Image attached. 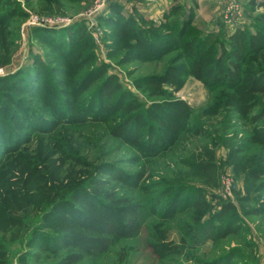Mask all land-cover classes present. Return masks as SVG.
<instances>
[{
    "label": "rangeland",
    "instance_id": "1",
    "mask_svg": "<svg viewBox=\"0 0 264 264\" xmlns=\"http://www.w3.org/2000/svg\"><path fill=\"white\" fill-rule=\"evenodd\" d=\"M125 21L152 36V55L120 35ZM237 28H264V0H0V264L57 263L43 247L85 191L143 211L133 238L79 264H264V149L249 143L264 127V95L243 116L230 104L244 86L188 71L192 41L214 34L219 54ZM247 63L264 70V51ZM103 70L139 112L184 103L187 116L165 112L160 129L148 113L150 128L129 129L132 144L116 131L123 117L96 115L103 83L88 86ZM209 227L234 233L203 242Z\"/></svg>",
    "mask_w": 264,
    "mask_h": 264
},
{
    "label": "trees",
    "instance_id": "2",
    "mask_svg": "<svg viewBox=\"0 0 264 264\" xmlns=\"http://www.w3.org/2000/svg\"><path fill=\"white\" fill-rule=\"evenodd\" d=\"M174 11H179V8H173L172 12ZM120 35L136 42V47L140 51L138 55L149 57L157 49L152 36L141 28L133 29L131 21L124 22L120 28ZM227 35L229 48L221 44L219 54H214L217 49V36L214 34L204 42L192 41L186 48L190 49L188 53L192 56L188 71L199 81L206 80L211 84L230 89L244 86L245 93L235 98L230 105L238 113L248 116L252 114L255 107L251 103L252 95H264V70L245 69L249 56L264 51V28L253 33L237 28ZM178 74H180L178 69H172L161 78L152 79L151 83L160 88L161 85L171 82ZM98 81L103 84L99 87V93L96 96V115L101 117L102 121L105 120L102 117L109 118L111 114H115L112 120H117V116L123 117L116 131L121 132L118 136L132 144L134 142L129 140V129L136 132L140 126L147 125L150 128V124H146L148 113L152 116L150 120L156 122L160 129L166 126L165 112L171 114L172 117L177 115L179 121L188 114L184 103L174 109L156 104L149 110L139 112L142 109L141 104L131 98L130 93L122 88L115 76H106L103 70L99 78L88 86V89ZM127 116L129 117L126 119ZM172 130L173 134L178 133L179 125ZM249 143L264 149V127L253 133L249 138ZM256 177L257 179L262 178L261 174H257ZM74 200L82 206V209L75 208L74 210L69 207L64 209L57 217V225L61 228V232L49 236L46 246L43 247L46 252L51 253L58 260L55 264H79L86 257L101 256L107 253L114 244L131 239L140 231V217L143 209L140 204L134 203L129 198H121L117 194L109 193L104 200H101L99 196L85 191L83 194L79 193L74 196ZM201 233L203 242H206L226 237L234 232L227 227L224 229L209 227L201 230Z\"/></svg>",
    "mask_w": 264,
    "mask_h": 264
}]
</instances>
